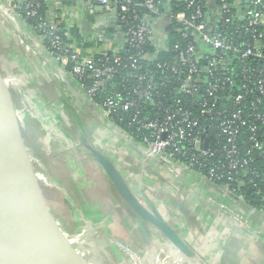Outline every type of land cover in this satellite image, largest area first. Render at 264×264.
<instances>
[{
    "label": "built area",
    "instance_id": "1",
    "mask_svg": "<svg viewBox=\"0 0 264 264\" xmlns=\"http://www.w3.org/2000/svg\"><path fill=\"white\" fill-rule=\"evenodd\" d=\"M178 1L183 7L173 12V0H88L90 9L101 6L107 14L116 17L118 23L126 22L130 13L134 19L126 30L116 35L98 32L95 42L101 48L95 53L88 49L83 51L69 41L70 28L63 25L65 13H59L61 0H0V16L17 25L19 16L15 6L18 11L22 5L27 18H36L37 11L47 4L48 11L38 25L42 33L39 39L46 51L47 63L51 68L57 67L60 78L65 74L71 75L115 129V123L124 121L120 114L134 111L132 123L138 125V131L150 133L140 144H135L143 157L162 160L169 164L172 171L181 166L244 205V196L232 190L231 183L236 182V175L244 179L251 177L250 159L257 151L264 155V68L246 65L247 62L264 63V0ZM70 18L75 21L73 16ZM172 24L180 34V40L172 47L178 60L160 63L158 55L168 50L170 38L167 29ZM231 27H234L233 32ZM61 34L68 40H64ZM44 42L51 43V49ZM112 44L114 49L110 47ZM148 45L155 49L153 54H147L142 49ZM125 47L138 51L137 55L128 59L129 63L119 56ZM144 61L148 64L158 62V70L178 77V95L175 98L166 95L169 108L165 110L164 118H141V104L153 106L157 89L169 84L168 77H161V85L157 84L154 81L155 72L151 70L144 75L129 76L128 80H137L130 86L136 100L126 94L124 84V91H111L105 99L95 102L105 90V85L111 84L112 89L115 88L113 82L121 75L120 70L135 73L142 69ZM7 75L11 84L16 85L8 71ZM184 98L195 99L201 105L200 113L207 123L218 117L222 149L210 150L209 142L205 145L206 139L209 141L208 127L201 126L199 119L193 118L184 109ZM229 104L234 108L231 113L227 109ZM247 125L250 128L244 135L245 147L240 149L238 141L242 128ZM119 134L133 143L128 133ZM186 152L203 159L216 156L217 163L210 164L207 173H204L200 170L203 162L198 165L197 158L179 160ZM241 156H246V159H241ZM209 202L229 213L235 221L242 222L243 215L226 203H219L214 198H210ZM251 209L258 211L254 207ZM125 253L129 264H147L145 257L141 258L130 250Z\"/></svg>",
    "mask_w": 264,
    "mask_h": 264
},
{
    "label": "crops",
    "instance_id": "2",
    "mask_svg": "<svg viewBox=\"0 0 264 264\" xmlns=\"http://www.w3.org/2000/svg\"><path fill=\"white\" fill-rule=\"evenodd\" d=\"M88 5V2L83 0L78 2L61 0V6L59 7L61 11L59 13L62 11L65 13L66 18L63 21L65 23L63 25L70 28L68 31L70 34L69 41L78 48L80 47L79 49L83 51L88 49L92 53H95L101 48L100 44L95 42L98 31L103 29L98 28L103 24L99 18L105 15L106 12L101 13L96 11V6L90 9ZM13 16L16 15L13 14ZM70 16L74 17V22L70 20ZM16 21L18 22L17 25L13 24L10 19L7 18L5 20L3 16H0V65L1 68L5 67L7 69L8 74L16 82V85H13L10 91L18 97V101H21V112L25 116L29 114L31 118L28 119L30 120L29 126L32 128L36 124L41 125V123H44L45 129L48 132L44 144L51 148H54L55 145L57 147L55 152L51 154L52 157L46 160V168L43 172H46V175L47 173L51 175V178L50 176L48 178L53 181L55 180V184L58 187H69L66 183L68 181L69 183H73L77 190L81 191L78 188V186H81L79 185V180H76L74 176V171H76L80 160L78 161L75 157L67 159L66 154L68 152L72 153L73 149H77L78 145L82 146V142L88 140L83 136L82 131V124L84 125V122L81 115L84 114L87 117V123L94 127L92 131L94 147L103 149L113 163L117 164L121 169H130V176H133L135 179L147 182L144 173L150 177L152 176V181L147 185L152 187L157 193L160 192L158 193V197L166 199L167 197L164 195H171L177 200L176 203H178L179 207H183L187 193L194 191L198 199L200 198L207 203H209L210 198H214L219 203H226L234 211L245 209L244 205L236 199L222 195L220 188L209 186L207 183L201 181L198 175L184 170L181 166H178L175 170L176 172H173L168 163L159 159H150L143 163L140 149L131 141L123 138L115 128L108 124L107 120L105 121L102 118L100 111L97 108L96 110L93 103L85 98L84 92L71 75L65 74L62 79L60 78L61 74L58 73L57 67L52 66L51 68L47 63L46 51L42 47L43 45L39 37L28 28L24 21L20 19ZM110 47L114 49V44ZM61 94L63 100L61 99ZM50 95H54V98ZM49 107L56 109V112L51 115ZM73 109H77L78 111L72 112ZM47 112L50 115H47ZM77 116L79 117V121ZM72 120L78 125L79 132H81L83 137L80 136L81 138L78 140L76 138L72 139L73 142L67 146V142H64L66 140L65 134L60 129L59 124L63 122L64 124L71 125L73 123ZM64 145H66L65 149L63 148ZM80 152L82 150L77 149V154ZM134 161L135 164L133 163ZM53 171H61L62 174L59 172L61 176L63 174L66 175L60 178L54 174L56 177L54 178L52 177ZM86 176L85 179L88 183H84L86 189H84V193L87 192L89 194L88 191L93 189L95 181L91 180L89 174ZM98 188L100 187H96L95 185V189ZM108 200H110V203ZM95 203H97V206H94V211L96 210L95 215L99 214V216H102L100 218H103L101 222L104 223L103 227L108 232L114 233L116 231L113 239L120 240L125 244L126 241L122 239L126 237L124 233L129 235V233L133 234L134 230L138 231L126 217L123 216L119 220L113 218V216H108V213L111 215L112 211H118L121 208L120 202L115 204V201L111 200L108 196V199L107 197L103 199L99 198L93 204ZM213 206L216 209L208 210L204 205L196 203L194 205L195 208L193 207L195 211L188 214L187 220L183 218L185 225L183 224L179 228L181 236L186 239L187 243L204 262L207 260L215 262L216 257L219 260L221 252L225 251L228 238L233 235L229 227L230 219L225 213L220 212L216 205ZM163 213L167 215L169 223L178 228V219L169 212ZM251 220L255 222V225L261 226V228L264 227V218L256 217ZM117 229H120V231ZM122 230H124V233ZM138 235L141 236L142 234L139 232ZM245 237H249V235L239 236L237 234L234 237L240 241H238L237 245H234L235 248L232 249L231 255L228 256L229 259L226 261V264H234V262H236L235 264H245L250 259L249 257L255 256V247L240 245L241 242H245L244 244L248 242L243 240ZM221 241L225 244L222 245L223 247H218ZM144 250L146 253L151 252V249L147 247ZM169 256L172 264L178 263V261L175 262L174 257L170 254ZM145 260L147 264H151L146 257ZM251 264H254V260L251 261Z\"/></svg>",
    "mask_w": 264,
    "mask_h": 264
},
{
    "label": "water",
    "instance_id": "3",
    "mask_svg": "<svg viewBox=\"0 0 264 264\" xmlns=\"http://www.w3.org/2000/svg\"><path fill=\"white\" fill-rule=\"evenodd\" d=\"M95 10L105 13L104 8L101 6H97ZM99 20H101L103 24L98 28H105L106 26H113L118 23L116 17L107 13L100 17ZM2 72L7 77L8 81H5ZM12 87L13 85L7 75V71L1 68L0 65V192L4 198L3 207H0L1 218L9 229L13 239H16L20 246L37 250L51 264H91L73 257L70 251H68L69 249L65 248L60 243L59 232L65 233L58 224L51 222L43 200L38 198V190L36 191L38 186L36 185L37 183L34 177L32 178L30 175L29 171H31V168L27 165L29 161H27L25 155H20L17 151L7 150L3 145V143H5L3 140L6 138V135L11 139L14 138L13 133H15L13 128L8 126L9 124L7 123L11 112H14L16 116V111L10 104L11 95L9 91ZM22 114L24 113L21 112L18 114V117L20 118ZM77 119L79 121L78 116ZM3 124H5L7 128L3 127ZM3 129L6 131L5 134L3 133ZM207 144L208 140L205 141V145ZM88 150L90 151V155L103 170L106 178L121 200L124 201L128 210L127 212L135 216V220L133 221L135 228L140 234H146V226L154 229L170 246V255L174 257L175 262L178 261L176 264H204L196 251L187 243L186 239L181 236L179 228L183 226V224L185 225L183 218L187 220L189 217L188 214L195 211L194 205L196 203L204 205V207L209 210L215 208L211 202L207 203L200 198L198 199L197 194H195L194 191H190V193H187V196H185L184 206L179 207L178 203H176L177 200L171 195H164L167 197L166 199L158 197V193L160 192L157 193L154 191V189L145 184L143 180H137L133 176H130V169H121L117 164L115 165L103 149L96 150L88 147ZM142 159L143 163L150 160L145 157H142ZM133 163L135 164V161ZM17 172L21 174L33 200L27 196L25 188L19 183ZM144 174L148 180L152 181V176L150 177L148 174ZM139 176L141 175L139 174ZM201 181L203 180L201 179ZM53 184H55V182H50V185ZM208 185L211 186L210 184ZM220 193L222 194L221 191ZM222 195L231 197L226 194ZM218 210L223 212V210L219 208ZM8 211L11 212L14 218V224L5 217ZM163 212H169L178 219V228L169 223L167 215ZM238 212H240L241 215H245V219L242 218V222L235 221L229 213L223 212L230 219V231H238L239 236L249 235L251 238L256 239L257 245L263 247L264 254V234H262V229L264 230V227L261 228V226L256 225L251 229L249 226V223L252 225L251 219L256 217L264 218V212H259L248 207H245L244 211L241 210ZM27 240L29 244H25ZM14 255L13 264H25L16 254ZM0 264H5V258L1 250Z\"/></svg>",
    "mask_w": 264,
    "mask_h": 264
},
{
    "label": "rangeland",
    "instance_id": "4",
    "mask_svg": "<svg viewBox=\"0 0 264 264\" xmlns=\"http://www.w3.org/2000/svg\"><path fill=\"white\" fill-rule=\"evenodd\" d=\"M2 75L5 81H8L7 77L4 74ZM9 93L11 95L10 104L11 107L15 109L16 116L14 112H11L10 118L8 119L7 123L9 124L8 126L13 128L15 133H13L14 138L11 139L6 135V138L3 140V142H5L3 143V145L7 150H11L14 152L17 151L20 155H25L27 161H29L27 165L31 168V171H29L30 175L32 176V178L34 177V180H36L35 182L37 184H35L38 186V189H36V191L38 190V198L43 200L51 222L58 224L63 232L67 234L65 235L59 232L60 243L65 248L71 250V252L80 261L89 262L91 264H129L127 262L128 259L126 258V256H124L125 254L123 255L118 251L117 246L113 241V237L114 234H116V231L114 233L108 232L107 229L103 227L104 223H101L103 218L100 217L102 216H99V214L95 215L96 210L94 211V206H97V203H93L99 198L103 199L107 197L108 199V189H113L114 191L115 189L112 188V185L106 178L103 170L100 168L96 160L90 155V151L88 150V147L96 150L99 149L94 147L92 135V131L94 130L93 125L90 126L87 123V117H85L84 114L81 115L84 122V125L82 124L83 136H85L88 140H86V142H82V146L78 145L76 147L77 149L82 150V152H80L79 154H77V149H73L72 153L68 152L66 154L67 159L75 157L78 159V161L80 160L76 167V171H74V176L76 180H79V185L81 186H78V188L81 191L77 190L73 183H69L68 181H66V183L67 185H69V187L65 186L64 188H61L60 186L58 187L55 184L50 185V182L56 181L50 180L48 177L50 176L51 178V175H48V173L46 175V172L44 173L43 171L46 168V160L52 157L51 154L55 152L57 147L55 145L54 148H51L50 146L44 144L45 138H47L48 135L44 123H41V125L36 124L31 128V126H29L28 124L30 121L28 119H31L29 117V114H27L26 116L22 114L20 115V118L18 117L19 112L21 113V101H18V97H16L12 91H9ZM50 96L54 98V95ZM85 98L93 103L89 98ZM93 106L95 107V109L97 108L94 104ZM55 110L56 109L49 107L51 115L56 112ZM73 111L76 112L78 110L73 109L72 112ZM50 113L47 112V115H50ZM72 119L74 118L72 117ZM72 121L73 123L71 125L64 124L63 122H60L59 124L60 129L63 130L64 134L66 135H64V137L66 138L64 142H67V146H69L73 142L72 139L76 138V140H78L79 138L83 137L81 132H79L78 125L74 123V120ZM22 123L31 128L29 133L27 132V130H24V128H22ZM3 127L7 128L5 124H3ZM3 133L5 134L6 131L4 130ZM63 148L65 149L66 145H64ZM59 172L60 174H62L61 171H53L52 177L56 178L54 174L58 175V177L60 178L63 175H66L63 174L61 176ZM87 174H89L92 181H95V183H97H93V189H95V185L96 187H100L98 189H92L91 191H88L89 194H87V192L84 193V191L86 190L84 183H88V181L85 179V176ZM89 183H91V181H89ZM116 197L119 198L121 208H119L118 211H112L113 213L111 215H109L108 213V216H113V218L121 220L122 213H126L128 210L124 201L121 200L118 195ZM3 204L4 198L0 192V207H3ZM128 216L135 220L134 215L128 213ZM5 217L9 221L13 220L11 222L12 224H14V218L11 212L8 211ZM242 218L245 219V215H243ZM117 226L121 227L120 225ZM249 226L251 229H253V227L256 226L255 222H252V225H250L249 223ZM146 227V234L141 236L138 235L139 232L136 230L133 231V234L129 233V235L124 233V230H122V232L126 235V237H124L123 235L124 238L122 239L125 240L126 243L134 250L140 253L143 258L146 257L151 264H172L169 256L171 252L170 246L154 229L148 228V226ZM117 230L120 231V229ZM232 233L233 235L228 238V241L225 245V251L221 252L219 260L217 259L218 257H216L215 262H210V260H207L205 262L203 261L204 264H218V262L219 264H226V261H228L229 259L228 256L231 255L232 249L235 248L234 245H237L238 241H240L239 239L234 238L237 236L238 231H233ZM262 234H264L263 229ZM243 240H246L248 242L246 244H244L245 242H241L240 245L253 246L255 247L254 249L256 251H254L255 253L253 252L255 256L249 257L250 259H248L245 264H251V261L253 260L254 264H264L263 247L257 245L256 239L251 238L250 236L243 238ZM224 244L225 243L221 241L218 247H223L222 245ZM145 247L150 248L151 252L146 253V251L144 250ZM235 263L236 262H234V264Z\"/></svg>",
    "mask_w": 264,
    "mask_h": 264
},
{
    "label": "trees",
    "instance_id": "5",
    "mask_svg": "<svg viewBox=\"0 0 264 264\" xmlns=\"http://www.w3.org/2000/svg\"><path fill=\"white\" fill-rule=\"evenodd\" d=\"M84 1L87 2L88 0H84ZM182 7L183 6L180 1L173 0V3H172L173 12H177ZM11 8L13 9L14 7L12 6ZM15 9H16L15 11L17 12L19 16V19L24 21L25 24L28 26V28L37 37H40L42 33L39 32L38 25L40 23V20L45 18V15L48 11L47 4L45 5L43 4L42 8H40L37 11L36 18H27V15H26L27 13L25 11V8L22 5H20V8L18 9V11H17L16 6H15ZM138 10L142 11L141 9H138ZM132 21H134V19H133V15L130 13L128 15L126 22L124 23L119 22L113 26L101 29L98 32L100 33L105 32L109 35H116L119 32H123L124 30H126V28H128L131 25ZM222 24L223 23H220V25ZM233 30H234V27H231L230 31L233 32ZM167 32L169 34L170 44H169V47L167 48L168 50L158 55V62L160 63H173L178 60L176 53L172 52V47L175 44V42L180 40V34L177 33L175 24H172L171 26H169V28L167 29ZM63 34L65 35V33ZM63 34H61V36L64 39ZM64 40H68V37L67 38L65 37ZM44 43L47 46V48L51 49V46H52L51 43L49 42H44ZM142 49H144V51L147 52V54H153L155 52V49L150 45ZM137 53L138 51H131L129 48L125 47L124 50L119 54V56L122 57L123 60L129 63L128 59L132 56L137 55ZM158 62L148 64V62L144 61L142 63V69H140L139 71L135 73H131L130 71H127V70H120L121 75L118 76L117 79L113 82L115 88L112 89V87L110 86L111 84L105 85V90L97 96L95 102L99 103V101L105 99L109 95V92L111 91L116 92V93L124 91L122 87L124 84H126V94H130V98L136 100V98L131 94L130 86L136 84L137 80H128L129 76L137 75V74L144 75L147 70H151L155 72L154 81L157 84L161 85V82L159 81L161 77H168L169 84L167 86H161L159 89H157L155 93L153 106H149L146 103L141 104V118H145V117L151 118V119L155 117L164 118L165 110L169 108V104L165 101L166 95L169 98H175V95H178V92L176 91L178 77L173 75L171 72H165V71L163 72V71L158 70L157 68ZM202 65H204V63H202ZM246 65L248 67L250 66L251 68H256V69L264 68L263 62H247ZM237 66L239 69L242 68L241 65H237ZM203 73H205V70ZM125 80L127 81L125 82ZM183 103H185L184 109L188 111L192 115L193 118L199 119L201 126L208 127L207 137L209 138L208 142H209L210 150L211 148L222 149L221 142H223V139L222 137L219 136L220 130H219L218 117H216L213 122L207 123L206 119L201 116V113H200L201 105L197 104L195 99L192 100L190 98H184ZM186 103H189V104H186ZM93 104L95 105L94 102ZM227 109L230 113L234 111L232 104H229ZM120 115L124 121L122 123L120 122L115 123L116 130L119 132H125L131 135L133 138L132 139L133 144H140L144 140V138L150 136V133L147 131H143V130L138 131V125L132 123V118L135 115L134 111L127 112L123 115L122 114ZM22 125H23L24 130H27V132H29V129H30L29 126H27L26 124H22ZM249 128H250L249 125L242 128V135H240V138L238 141V145L240 149L241 147L243 148L245 147V145H243L244 135H247V133L249 132ZM192 158L198 159L196 160V162H198L197 163L198 165L200 164V162H203L201 164L202 167L200 168V170H203L204 173H207V169L210 167V164L217 163V160L215 161V159L217 158L216 156L211 159H203V158H200L199 156H194L191 152H186L185 156L179 157V160L189 161ZM240 158L246 159V156H241ZM250 168L253 172V175L246 179L242 178L240 175L234 176V179L236 180V182L231 183V189L239 192L242 196H244V202H245L244 206L245 207H248V208L254 207L259 212H263L264 211V155L260 151L255 152L252 159H250ZM242 182L244 183L243 186L240 185V183ZM258 192L260 193V195H258ZM108 194L111 200L115 201V204H118V202H120L119 198L116 197L118 195L117 192L115 193L113 189L112 190L108 189ZM108 201L110 203V200ZM123 216L126 217L129 222L131 221L133 226H135L133 219L128 216L127 212L122 213L121 218H123Z\"/></svg>",
    "mask_w": 264,
    "mask_h": 264
},
{
    "label": "bare ground",
    "instance_id": "6",
    "mask_svg": "<svg viewBox=\"0 0 264 264\" xmlns=\"http://www.w3.org/2000/svg\"><path fill=\"white\" fill-rule=\"evenodd\" d=\"M17 178L19 183L25 188L27 196L33 200V197L30 195L29 191L26 188V185L22 179V176L19 172H17ZM56 185V184H55ZM12 219V218H11ZM13 221V220H11ZM25 244H29L28 240ZM0 250L4 255L5 264H13L14 257L16 254L21 260L25 262V264H51L47 259H45L37 250L26 248L20 246L16 239H13L11 236L9 229L4 224L1 215H0ZM70 253L78 259L72 252ZM75 253V252H74ZM79 260V259H78Z\"/></svg>",
    "mask_w": 264,
    "mask_h": 264
},
{
    "label": "flooded vegetation",
    "instance_id": "7",
    "mask_svg": "<svg viewBox=\"0 0 264 264\" xmlns=\"http://www.w3.org/2000/svg\"><path fill=\"white\" fill-rule=\"evenodd\" d=\"M61 99H62V94H61ZM63 100V99H62ZM61 100V101H62ZM63 102V101H62ZM57 103V102H56ZM59 104V103H58ZM60 105H63V104H60ZM101 113V112H100ZM101 115H102V118L106 121V119H105V117L103 116V114L101 113ZM77 125V124H76ZM173 172H176V171H173ZM144 182V181H143ZM145 184H148V183H150V180H148L147 179V182L145 181L144 182ZM217 201V200H216ZM218 202V201H217ZM114 241V243L116 244V246H117V249H118V251L119 252H121L124 256H126V258H128L127 256V254L125 253L126 252V250H130L133 254H135V255H137V256H139V257H143L140 253H138L136 250H134L131 246H129L127 243H123L122 241H120V240H117V239H114L113 240ZM120 247H123V251L120 249ZM125 251V252H124ZM127 260V259H126ZM127 262H128V260H127Z\"/></svg>",
    "mask_w": 264,
    "mask_h": 264
}]
</instances>
